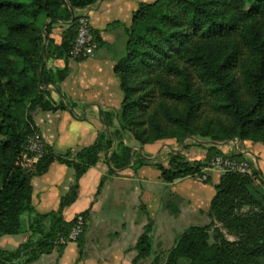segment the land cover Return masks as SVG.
<instances>
[{
    "label": "trees",
    "instance_id": "trees-1",
    "mask_svg": "<svg viewBox=\"0 0 264 264\" xmlns=\"http://www.w3.org/2000/svg\"><path fill=\"white\" fill-rule=\"evenodd\" d=\"M98 1L0 0V237L22 233L23 216L30 234L16 250L0 249V264H30L56 247L62 253L65 246L56 242L67 238L75 223L65 221L62 210L74 202L79 180L99 162L102 149L109 175L131 163L135 170L149 165L140 156L133 159L123 144L126 132L141 146L191 137L212 142L195 143L206 150L202 160L191 163L173 152L167 167L155 165L166 184L202 176L212 158L225 156L215 146L220 140L264 144V0H155L139 5L129 27L118 24L126 37L125 54L113 68L123 94L119 117L101 112L105 131L74 158L45 146L36 165L21 168L18 160L26 138L37 132L33 116L67 108L41 90L66 76L65 69L45 76L47 48L56 60H71L77 29L71 10ZM56 24L66 25L58 46L50 38ZM92 33L98 46L99 33ZM53 162L72 168L74 183L56 212L38 214L31 207V179ZM250 183L248 176L225 173L213 187L209 216L235 233L236 241L218 233V242L209 245L208 227H190L165 264H264V205L251 196ZM245 207L251 210L243 212ZM81 215L85 218L87 211ZM77 245L82 248L81 242ZM135 251L132 264L152 255L149 225ZM151 264H160L158 258Z\"/></svg>",
    "mask_w": 264,
    "mask_h": 264
},
{
    "label": "crops",
    "instance_id": "crops-1",
    "mask_svg": "<svg viewBox=\"0 0 264 264\" xmlns=\"http://www.w3.org/2000/svg\"><path fill=\"white\" fill-rule=\"evenodd\" d=\"M154 1L102 0L85 9L71 12L76 16L86 15L89 18L92 31L99 33L100 43L90 58L67 62L52 60L48 64L50 67L55 65V70H66L65 78L56 86H47L46 90L50 92L55 104L61 102L67 108L55 112H38L32 121L45 146L54 154L69 153V158H74L105 131L101 112L120 114L123 94L113 68L125 54L126 37L118 24L129 27L132 15L139 5ZM59 25L62 27L54 29V35L51 36L57 46L66 26ZM116 122L114 120L115 124ZM123 144L132 150L134 156L146 159L149 165L135 170L131 163L127 168L109 175L107 155L102 149L99 162L79 180L74 202L62 210L63 219L67 222L87 211L85 226L86 220L88 225H93L94 228L96 226V239L98 243L104 244L102 249L95 247L94 250L99 262L103 264H132L137 255L135 245L138 238L157 217L155 212L161 209L162 193H155L154 190H160L163 186L171 188L173 194L187 206L179 213L181 217L197 211L206 213L215 194L213 187L222 176L218 170L206 168L204 172L209 179L207 184L198 183L192 177L166 184L155 165L167 167L169 154L175 151H166L169 144L157 142L141 146L129 132H126ZM218 149L223 154H229L221 147ZM73 183L74 170L53 162L43 175L31 179V207L38 214L56 212L61 199L70 193ZM67 214H71L69 219ZM21 222L22 233L0 237L1 250L14 251L27 241L30 235L27 231V218ZM136 229L137 232H142L137 240ZM88 241L81 249L76 242H71L65 245L61 254L55 249L30 264H91L82 260L87 249L93 248L90 237Z\"/></svg>",
    "mask_w": 264,
    "mask_h": 264
},
{
    "label": "rangeland",
    "instance_id": "rangeland-1",
    "mask_svg": "<svg viewBox=\"0 0 264 264\" xmlns=\"http://www.w3.org/2000/svg\"><path fill=\"white\" fill-rule=\"evenodd\" d=\"M65 16L67 17V15ZM44 22H45L44 20L40 21V25H42V23ZM58 27L61 28L62 25L59 24L53 25L50 38H52L51 36L54 35L53 30ZM2 31L3 30L0 29V35L4 34V32ZM54 40L55 39H53V41ZM44 59H45L44 62L45 76L51 78V75L52 76L55 75V68H54L55 65L50 67L48 64L52 60H56V59L54 58L53 53H50L49 48H47V52L45 54ZM19 69H21V66H19ZM41 90L42 91L46 90V87L42 85ZM51 102H53V100ZM59 104H61V102H59ZM115 120L117 121L116 125H118L119 124L118 118H115ZM125 135L126 133L124 134V136ZM161 142L163 144L164 143L169 144V148L167 150L163 148V150L169 152L171 151V149H174L175 151H171L170 153L173 152L179 153L186 161L191 163L194 161L202 160L206 154V150L203 147L196 146L195 143L202 142L206 146H208L209 143H212L208 139H203L200 137L187 138L186 140H184V142L181 143L177 142L174 139H167ZM215 146H217V148L221 147L227 153L229 152V154H224V155L230 158L234 154H239L241 156L240 160L237 159L234 160L237 162H245L249 166V173L240 174V175H245L250 178L251 183L249 185V190L251 196L264 205V144L260 142H253L250 140L239 141L237 139H234V140H220L215 144ZM132 157L135 160L138 158L137 156H134V154H132ZM207 168L214 169L210 167V165ZM202 174L203 175L200 177H192V178L196 179L198 183L205 184L207 177L205 175L204 170L202 171ZM160 188H161L160 190L156 189L154 190V192L159 193V191H161L163 202L161 204L160 210H163L164 212L161 213L160 210L156 211L155 213L157 215L156 217L157 219L155 218L153 222L149 223V235L152 238L153 253L150 257L141 259L135 264H151L155 257L158 258L160 264H165L171 249L174 247L180 236L190 227H202V228L208 227L209 245H214L218 242L216 239L218 233H220L228 241L237 240L238 236L235 233L229 232L222 223L216 220V218L209 216V210L206 213L203 211L200 212L197 211L196 213H190L185 216L182 215L181 217L179 213H181L182 209H186L187 206L181 202V199H179L178 196L173 194L171 188H167L164 186ZM249 210L251 209L245 207L242 211L247 212ZM182 212L184 213V211ZM66 217L69 219L71 217V214H67ZM21 220L23 221L26 220V216H23ZM24 226L26 227L25 222H24ZM96 228H97L96 226L94 228L93 225H88L86 220L84 236H82L80 241H77L76 243L81 242V244L83 245L85 244V242L89 240L90 237L93 241L92 243L93 248L91 247L92 249H87V251L82 256V260H85L91 264H97V263L103 264V262H99L98 259L99 257L95 255L96 253L94 251L95 247L98 249H102L103 248L102 246H104L103 243H98L96 239V237L98 236V232L95 231ZM137 231L138 230L136 229L135 240H137V236L142 233ZM55 249L58 250L57 247ZM178 264H190V263L186 260H180Z\"/></svg>",
    "mask_w": 264,
    "mask_h": 264
},
{
    "label": "built area",
    "instance_id": "built-area-1",
    "mask_svg": "<svg viewBox=\"0 0 264 264\" xmlns=\"http://www.w3.org/2000/svg\"><path fill=\"white\" fill-rule=\"evenodd\" d=\"M96 49L97 43L92 33L89 18L86 15L78 16L76 36L70 50L71 60L80 61L90 58ZM44 153L45 144L41 135L38 132H33L26 138L18 165L23 169L31 168L38 163ZM209 165L221 173H249V166L245 162H237L228 156H217L210 161ZM84 229L85 219L82 215H78L68 237L60 238L56 244L65 246L71 242H77L83 235Z\"/></svg>",
    "mask_w": 264,
    "mask_h": 264
},
{
    "label": "water",
    "instance_id": "water-1",
    "mask_svg": "<svg viewBox=\"0 0 264 264\" xmlns=\"http://www.w3.org/2000/svg\"><path fill=\"white\" fill-rule=\"evenodd\" d=\"M71 12H73V10H71Z\"/></svg>",
    "mask_w": 264,
    "mask_h": 264
}]
</instances>
